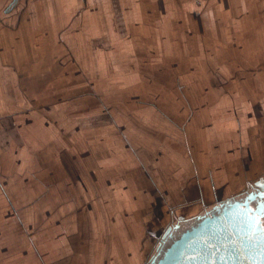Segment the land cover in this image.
I'll list each match as a JSON object with an SVG mask.
<instances>
[{
	"label": "crops",
	"instance_id": "obj_1",
	"mask_svg": "<svg viewBox=\"0 0 264 264\" xmlns=\"http://www.w3.org/2000/svg\"><path fill=\"white\" fill-rule=\"evenodd\" d=\"M261 179L264 0H0V264H138Z\"/></svg>",
	"mask_w": 264,
	"mask_h": 264
},
{
	"label": "water",
	"instance_id": "obj_2",
	"mask_svg": "<svg viewBox=\"0 0 264 264\" xmlns=\"http://www.w3.org/2000/svg\"><path fill=\"white\" fill-rule=\"evenodd\" d=\"M256 185L169 230L150 264H264V179Z\"/></svg>",
	"mask_w": 264,
	"mask_h": 264
},
{
	"label": "rangeland",
	"instance_id": "obj_3",
	"mask_svg": "<svg viewBox=\"0 0 264 264\" xmlns=\"http://www.w3.org/2000/svg\"><path fill=\"white\" fill-rule=\"evenodd\" d=\"M91 93H92L91 91L90 92L86 91L84 94L81 95L80 98H82V96H84V95H89ZM76 99H77V97H76ZM59 105L61 106V103ZM205 192H206V190H205ZM238 192H241V190L238 191ZM193 194L194 193H192L191 196H188L187 200L190 199V198H194L195 195H193ZM207 195H208V193H207ZM214 198H216L215 193H214V196L210 194V196L207 197V200L208 201H213ZM187 200H185L184 202H181L179 204L172 203L170 205H166L165 203L164 204L160 203V201H159V203L156 202V203L153 204L154 213L153 212L152 213L154 215L156 224L151 225L150 227H149V225L147 227V224H146V227L144 228V233H143V235L140 238V244H139L140 252L142 254L141 255V260H140V263H138V261L136 263H138V264H148V262L150 263V261H149L150 257L152 256V254L155 251H157L156 250V246L158 245V242L162 238L161 237V232L164 229L165 225L176 220V216H177L176 210H177V208L179 209V211L182 214L186 213V216H192V218L190 217V219H188L187 221H183L182 222L183 228L188 226L194 220V218L196 217L197 213H200L203 210L205 211L206 209H211L212 208L210 203L208 204V207H207L205 205H202V206L196 205L194 203L195 200L194 201H190V200L187 201ZM168 207L171 208V212L170 213H168V211H167ZM120 238L121 237H118L117 240H120ZM134 238H138V237L135 236ZM124 244L128 245L127 242L124 243ZM130 246L132 247V249L129 250L127 254H128V256H134V254H137L136 250H135V247H133L132 245H130ZM134 261H135V258H132V260H131L132 264H135ZM107 264H111V261H108ZM120 264H131V263L128 260H125L123 262H120Z\"/></svg>",
	"mask_w": 264,
	"mask_h": 264
},
{
	"label": "flooded vegetation",
	"instance_id": "obj_4",
	"mask_svg": "<svg viewBox=\"0 0 264 264\" xmlns=\"http://www.w3.org/2000/svg\"><path fill=\"white\" fill-rule=\"evenodd\" d=\"M201 213H203V212H201ZM181 229H183V225H181V228H180L179 230H174V232H176V233L178 234V232H179ZM163 241H164V240L162 239V243H163ZM157 251H158V249H157ZM157 251H156V252H157ZM148 264H150V263L148 262Z\"/></svg>",
	"mask_w": 264,
	"mask_h": 264
}]
</instances>
